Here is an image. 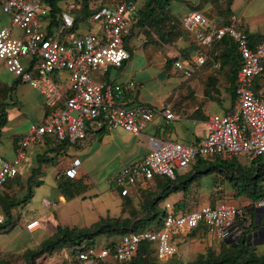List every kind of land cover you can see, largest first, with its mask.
<instances>
[{
  "label": "built area",
  "instance_id": "2783aa9c",
  "mask_svg": "<svg viewBox=\"0 0 264 264\" xmlns=\"http://www.w3.org/2000/svg\"><path fill=\"white\" fill-rule=\"evenodd\" d=\"M58 8L53 23L50 5L45 0H0V11L10 18V25L0 28V64L14 78L36 90L47 109L44 119L31 124L16 140L14 158L5 160L0 156V190L18 175L28 147L46 136L56 143L76 145L86 139L89 122L99 121L109 130L138 136L154 115L166 123L175 120L169 108L127 106L125 94L132 86L122 87L102 78L109 67L120 68L129 59L124 38L136 14L132 0L91 9L87 23L94 30L81 34L75 29L72 2L63 0ZM235 24L233 18L228 24H211L200 11L179 17L181 29L193 35L197 46L194 56L174 62V68L184 78H190L206 62L212 47L224 36L234 41L240 61L233 106L226 113L209 115L204 123L205 137L195 144L148 135L144 158L123 166L109 178L114 190L127 193L131 188L146 189L155 178L173 181L197 159L242 156L248 163L264 160V93L253 90L254 80L264 71V39L251 42ZM214 68L218 69L219 64ZM78 166L79 160L74 159L64 172L65 177L74 178ZM42 203L45 207L57 206L46 199ZM252 207L264 208V198ZM163 211L160 228L124 234L113 246L82 244L70 264L129 262L142 244H150L156 259L166 262L177 254L175 237L184 232L203 228L223 241L238 224L253 222V216L244 207L226 203L182 213H175L166 203ZM36 225L37 221H33L26 229Z\"/></svg>",
  "mask_w": 264,
  "mask_h": 264
},
{
  "label": "crops",
  "instance_id": "0c3cea01",
  "mask_svg": "<svg viewBox=\"0 0 264 264\" xmlns=\"http://www.w3.org/2000/svg\"><path fill=\"white\" fill-rule=\"evenodd\" d=\"M121 1L123 0H86L87 11L90 12L91 9L102 5L114 6ZM132 1L136 6V14L130 20L128 36L125 38L129 59L120 68L109 67L102 78L107 83L119 84L122 87L132 86V90L125 94L127 106L143 104L157 110L169 108L175 120L166 123L159 115H154L145 131L138 136L119 129L109 130L99 121L89 122L86 125V139L80 144L61 145L46 136L41 141L30 145L19 167L18 175L4 184L0 190V197H21L27 189V180L35 169H37V174L34 181H39L40 186L34 187L32 194L35 195V192L45 186V183L53 190L54 200H56L54 202L61 207L55 217L48 213H32V206L27 204L29 201L22 204L26 214L31 215L23 218L18 227L25 237L32 241V245L41 244L52 236L57 225L67 228H82L93 224L86 225L85 223L87 219H90L84 214L85 207L82 205L84 202L82 199L85 198L87 189L102 188L106 192L107 185L109 186L107 194L114 204L112 208L104 205L102 211L96 212L98 219L106 216L118 218L128 211L139 210L141 203L138 202V199L142 200L139 190L142 188H131L127 192V198L131 204L126 207L120 195L110 185L109 178L123 166L136 164L144 158L148 151V135L187 145L195 144L205 137L204 123L207 117L216 114L214 90L211 87L207 88L209 81L207 78L211 76V71L209 69L202 70L199 75H196L195 72L190 78H184L174 68V63L171 65L167 63L177 55L184 56V53H189L190 56L196 51L193 35L183 31L178 24L175 25L176 36H162L164 31L161 28H158L159 34L154 27L146 24L138 25L136 23L139 18L138 11L148 0ZM188 3H191V10L187 11ZM211 3L212 0L170 1L166 8L169 19V23L165 25L166 33H171L170 23L179 19L181 15L192 11H200L211 24H221L218 15L211 18ZM229 9L230 18L236 21V28L243 31L248 37L253 36L250 38L251 42L264 39V0H232ZM79 10L80 12L77 14L76 11L74 12L75 17L83 16V21L78 22L75 28L78 33L94 30L87 23L86 12L82 7ZM9 25V16L0 11V28ZM82 25L84 30L80 31ZM262 30L263 34L260 35ZM16 32L18 33L17 30ZM187 57H179L177 60H184ZM263 86V79L260 78L253 83L255 90H259ZM228 108V105L227 107L221 106L220 110H223L222 113H226L230 110ZM46 112L47 109L43 106L40 94L29 85L14 78L0 64V114H4L6 119L4 126L0 128V156L3 159L12 160L14 158L16 140L28 130L31 124L40 123ZM74 159L79 160V166L74 178L70 179L65 177L64 172ZM190 171L191 169H188L176 176L175 185L179 187L177 191H163L164 181L162 179H154L151 185L146 187L154 198L167 194L166 198L157 205V211L163 212L166 203L172 206L175 213L192 211L205 205L213 206L211 202L218 191L214 187V182H207L206 186L202 187L199 179L183 185L184 179L194 172ZM213 176L216 179V174ZM105 180L106 183H104ZM58 182L65 183L66 186L73 184L75 188L70 190L73 195L71 198L65 196L57 188ZM181 187H185L186 191L180 190ZM93 197L102 198L100 195L90 198L94 199ZM73 202H76L78 206L70 207ZM234 204L248 208L251 202L244 197H238ZM10 213L11 215L16 213V207L12 208ZM249 213L251 214V212ZM0 217L2 219L5 217L1 207ZM33 221H37V225L26 229V226ZM193 232L196 233L191 236L187 235L192 231L184 232L179 235L178 240L176 239L178 250L175 257L179 261L187 262L193 252L203 253L206 248L212 245V236L203 228ZM25 246L3 252V260L9 264H24L21 262L22 259L14 263L8 256L17 253L22 257L27 247ZM40 260V262H44L45 259L41 257ZM46 262L47 260L44 263Z\"/></svg>",
  "mask_w": 264,
  "mask_h": 264
},
{
  "label": "trees",
  "instance_id": "16d2710c",
  "mask_svg": "<svg viewBox=\"0 0 264 264\" xmlns=\"http://www.w3.org/2000/svg\"><path fill=\"white\" fill-rule=\"evenodd\" d=\"M46 3L50 5L51 8V19L53 23H55V15L59 12L58 3L63 0H45ZM160 1V3H159ZM172 0H148L145 1L143 7L138 11L139 18L137 20L138 25H149L157 29L156 32L159 33L158 28H161L162 36H176L177 31H175L176 26L179 25V19L174 20L173 23H170V30L171 33H166L165 25L169 23V19L167 17V6L169 2ZM82 9L86 12V15H89L90 12L87 11V4L86 0H83ZM229 0L227 2V13H229ZM158 11V12H157ZM219 16V15H218ZM221 24H228L230 21V16L227 19H224L223 16H219ZM83 21V16H79V18L75 17V28L77 23ZM160 34V33H159ZM128 36V35H127ZM126 36V37H127ZM125 37V38H126ZM253 36H249L250 39ZM256 37V36H254ZM124 38V41H125ZM218 47L219 51L215 54V60L219 64V69H223L224 67H228V75L226 78L227 81V88L226 91L230 95L231 106L234 103V88H235V74L239 68V61L240 57L236 50V45L234 41L228 37L224 36L218 43L214 46ZM213 53V52H212ZM209 54V57L210 55ZM207 58L206 62L201 66L203 67L209 60ZM175 59H170L167 61L168 65L174 63ZM215 62V63H216ZM215 63L212 67H214ZM264 65V63H263ZM200 67V68H201ZM199 68V69H200ZM206 66H204V69ZM198 69V70H199ZM197 70V71H198ZM195 71V72H197ZM194 72V73H195ZM263 79L264 83V71L258 77ZM256 78L254 82L258 79ZM208 85L207 88L212 87L214 82V76H210L207 78ZM257 88V87H255ZM255 92H263L264 93V86L259 89L255 90ZM5 115L0 114V128L5 124ZM66 143H61V145ZM192 170L194 171L193 174H190L187 179L183 181V185L186 183H191L194 180H199V177L204 174H211L217 172L216 175H220L221 178L224 180L225 184H228L234 191H236L237 197H244L248 199L251 204L250 206L244 207L248 212H252L249 210L250 207L253 206L254 203L258 202L259 200L264 198V160H257L249 164L248 167H243L239 162H237L236 157L227 159V160H220L218 158L213 160H203L197 159L192 164ZM37 169L32 171L30 178L27 180V189L24 192V195L20 198L16 197H0V207L4 215L7 218L6 223L9 224L11 219L10 210L20 204H24L29 201L32 197L33 188L40 186L39 181H34L36 177ZM155 179H162L164 182L162 186L164 187L163 191L172 192L179 190V187L175 185V180L171 181L165 178H155ZM214 187H217V178L213 180ZM67 184L58 182L57 188L65 195L71 198L73 195L70 193V190H74L73 184ZM148 189H140L141 192V207L139 210H131L128 211L125 215L122 214L118 218L112 217H100L95 223L90 226L77 228H67L57 225L55 233L39 244V250L33 251L30 249H26L22 257L25 259L24 264H35V260L42 256L44 253L51 254L56 247L60 246L70 247L71 249V257L76 255L77 247L84 244L85 246L91 245H98L94 242L93 238L98 235H118L122 236L124 234L135 232L138 230L149 229L144 228L150 226L154 220L157 223L158 228L162 225V219L164 216V211L159 212L156 210L157 205L162 202L166 195H160L158 197H152V193L147 191ZM182 191H186L185 187H181ZM219 190V189H218ZM116 192L120 195L121 199L123 200L124 205L126 207L130 206V201L127 198L128 195L123 189H117ZM166 192V193H167ZM159 217V218H158ZM258 227H264V216L260 224L257 225ZM6 228L5 223H0V232ZM193 232V231H192ZM119 237V238H120ZM117 242V241H116ZM116 242L106 243L103 245L113 246ZM222 246V252L218 255H214L213 251L208 249L203 253H200L196 259L192 262H182V261H166V262H159L155 255L154 251L151 248L150 244H142L134 259L129 262L124 263H109V264H264V255L257 256L254 254L253 249L245 247L243 245L237 244L236 246L231 244H225ZM72 247V248H71ZM250 249V250H249ZM247 250V252H244ZM252 251V252H251ZM0 264H9L5 260H0Z\"/></svg>",
  "mask_w": 264,
  "mask_h": 264
},
{
  "label": "rangeland",
  "instance_id": "374dc122",
  "mask_svg": "<svg viewBox=\"0 0 264 264\" xmlns=\"http://www.w3.org/2000/svg\"><path fill=\"white\" fill-rule=\"evenodd\" d=\"M67 1L72 2L73 12L76 11V14H77V12H80L79 9L82 7L81 5L83 3V0H67ZM231 1L232 0H229V4H231ZM80 2H82V3H80ZM227 2H228V0H212V3H211L212 9L210 10L212 19L217 15L223 16L224 19H227L230 16V13H227V11H226ZM177 4H176V8H177ZM178 6H179V4H178ZM187 6H188L187 11L191 10V3H188ZM177 9H175V11H177ZM77 18H79V16H77ZM79 30L80 31L84 30L83 25L81 26V28ZM261 32H260L261 33L260 35L263 34V30ZM195 50H197V46H196ZM218 51H219V49H218L217 45L213 46L211 51H210V54L212 52L213 53H212V55H210L208 62L204 65V66H206V68L204 69V66L201 67L195 74L199 75L202 72V70H206V69H209L211 71L210 74H211V76H214V79H215L213 82V85L211 87L214 90L213 91L214 92V102L216 103L215 104V107H216L215 113L221 114L223 111V110H220L221 106L227 107V105H228V107H229L228 110L231 109L232 106H231L230 95L226 91V88L228 86L227 81H226L228 71H229L228 67H224L223 69H219V70L214 68V67L212 68L213 64L217 61L214 58H215V54H217ZM195 52L196 51H194V53L190 56H194ZM181 54H183V53H181ZM184 54H185L184 56L177 55L173 59L177 60L179 57H181V58H184L187 56H188L187 58L190 57L189 53H184ZM236 160L241 165H243V167H248L250 164L242 156H239L238 158H236ZM189 169H191V171H193L192 165ZM216 173L217 172H214V174H216ZM213 177H214L213 173L204 174V175L200 176L199 177V179L201 181L200 186L205 187L207 182H212L214 180ZM216 178H217L216 184H217V187L219 190L215 193V195L213 197L214 199L212 200L211 205L214 206L217 203H226L228 205L236 206L234 204V201L238 200V197L236 196V191H234L228 184H225L224 180L221 178L220 175L217 174ZM185 179H187V178H185ZM104 183H106V180L104 181ZM108 187L109 186L107 185V188H106L107 191L106 192L102 188L87 189V191L85 193L86 194L85 198L82 199V200H84L82 205L85 207L84 214L87 215V218H90V219L86 220V222H85L86 225L92 224L98 220L96 212L102 211L104 205L107 207L110 206V208H112L114 203H113V201H111V197L107 194V192H109ZM94 195H100V196H102V198L96 199L95 197H93L94 199H91L90 197H92ZM32 196H33L32 199H30L29 202L27 203L28 205L32 206V213H36V214H37V212L38 213L39 212L40 213H48V214L55 217V214L61 208L60 205L58 206V204L56 207H45L43 205V203H42L43 199H46L49 201H56V200H54L53 190L50 188L49 185H47V183H45V186L39 188L35 192V195L32 194ZM16 198H20V197H16ZM138 202L141 203L142 200L138 199ZM76 205H77L76 202H73V203H71L70 207L76 206ZM22 206H23L22 204L16 206V213L11 215V219L9 221V224L6 223V221H7L6 216L4 217V219L1 218L2 221L6 225V228L0 232V260L4 259L2 257L3 252H6L8 250L20 249L24 245L27 246V247L25 246L26 249H30L33 251L39 250L40 245L39 244L38 245H32L31 244L32 241L28 240V238L25 237L24 233L21 232L20 228L18 227V224L21 222V220H23V218L28 217V215H31V214H26V210H24ZM236 207H244V206L239 204ZM250 215L254 217L253 213H251ZM144 228H158V226H157L156 221H154L150 226L144 227ZM195 233L196 232H192L191 234H189L187 236H191L192 234H195ZM119 237L120 236H118V235L103 234V235L95 236L93 238V240L95 243L103 245L106 243L116 242L119 240ZM178 237L179 236H176L175 238L178 240ZM223 243H224L223 241H219V240L212 237L211 238V244L212 245H211V247L206 248L205 251L210 249L213 251L214 255L215 254L218 255L223 251L222 250V246L224 245ZM205 251H203V252H205ZM253 251H254V254L257 256L264 255V243L256 246L253 249ZM244 252H247V250H245ZM199 254L200 253L193 252L191 255V258H189L187 260V263L194 261ZM14 256H16L15 259H13ZM41 257H44V259L47 260V262L44 263L45 260H44V262H40ZM8 258L12 259V261L14 263L21 261V259H22V261H21L22 263L25 262V259L23 257H20L17 253H15L11 256H8ZM70 260H71V249H70V247L62 248V247L58 246V247H56V249L51 254L44 253L42 256L37 258L35 260V264L36 263H39V264H70ZM171 260L172 261H179L177 257H173Z\"/></svg>",
  "mask_w": 264,
  "mask_h": 264
},
{
  "label": "water",
  "instance_id": "95a60500",
  "mask_svg": "<svg viewBox=\"0 0 264 264\" xmlns=\"http://www.w3.org/2000/svg\"><path fill=\"white\" fill-rule=\"evenodd\" d=\"M249 210L252 211L254 214L252 227H249V225L247 224H238L237 228L234 229L233 232L230 233L227 238L223 240L225 244L233 243L234 246L240 244L245 245L247 247L253 244V248H255L256 246L264 243V227H258L257 233H248L250 230L256 228L258 224H260L262 217L264 216V208L250 207ZM257 234L261 235V240L258 242L253 241L252 243V238L255 237Z\"/></svg>",
  "mask_w": 264,
  "mask_h": 264
},
{
  "label": "flooded vegetation",
  "instance_id": "af4514ba",
  "mask_svg": "<svg viewBox=\"0 0 264 264\" xmlns=\"http://www.w3.org/2000/svg\"><path fill=\"white\" fill-rule=\"evenodd\" d=\"M251 213H253V212H251ZM249 225V227H252V225H253V222L252 223H250V224H248ZM257 233L258 232V228L256 227V228H254L253 230H250L248 233ZM261 240V235L260 234H257L255 237H253L252 238V243H253V241H256V242H258V241H260ZM243 246H245V245H243ZM245 247H247V246H245ZM248 248H251V249H254L253 248V244H251L250 246H248Z\"/></svg>",
  "mask_w": 264,
  "mask_h": 264
}]
</instances>
